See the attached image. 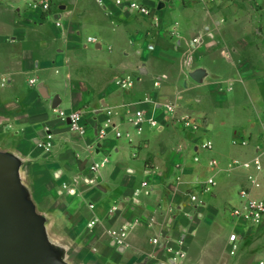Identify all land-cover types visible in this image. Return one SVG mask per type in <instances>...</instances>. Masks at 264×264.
I'll return each instance as SVG.
<instances>
[{
  "label": "crops",
  "instance_id": "obj_1",
  "mask_svg": "<svg viewBox=\"0 0 264 264\" xmlns=\"http://www.w3.org/2000/svg\"><path fill=\"white\" fill-rule=\"evenodd\" d=\"M21 1L31 3L0 4V150L21 161L50 241L72 236L80 264H172L167 251L153 256L162 233L184 239L186 255L174 264H264V222L229 213L247 176L235 161L260 155L264 165V0H138L158 22L117 0H52L55 20ZM126 74L135 81L123 89L115 80ZM55 96L59 109L83 111L85 136L58 118ZM142 109L147 120L136 129L130 119ZM108 117L124 136L97 138L91 123ZM47 128L49 150L39 144ZM259 177L254 195L264 199V170ZM209 178L216 185L201 191ZM123 229L125 244L114 243Z\"/></svg>",
  "mask_w": 264,
  "mask_h": 264
},
{
  "label": "built area",
  "instance_id": "obj_2",
  "mask_svg": "<svg viewBox=\"0 0 264 264\" xmlns=\"http://www.w3.org/2000/svg\"><path fill=\"white\" fill-rule=\"evenodd\" d=\"M160 2L164 0H159ZM201 2H207L209 0H200ZM52 0H33L31 3H29V7L34 10L35 15L40 18L47 17L49 18L50 15H52ZM117 4L121 5L125 11L138 14L144 17H153L156 22L159 21V16L155 15L154 8L150 7L147 4H144L138 0H130V1H123V0H117ZM59 25V22L57 23ZM89 42H96V38L89 37ZM135 81V77L132 74H126L124 76L117 77L115 80V84L123 89L130 88L133 86ZM159 83L156 82V85ZM173 105L168 106V110L173 111L174 110ZM57 114L58 118L66 123L71 131H74L82 136H85L88 132V122L86 120L85 114L81 110H73V111H66L63 109H54ZM113 113L112 110H108V115H111ZM67 120H70V123H67ZM147 120L145 116V111L139 110L136 112L135 117H132L130 119V123L136 128L141 129L144 122ZM149 124L154 128H163V124L159 123L155 119H149ZM180 122L188 129L192 130H198L201 121L197 120L193 117H185L180 120ZM93 129L95 130V134L98 139H106L109 135L110 131H114L117 137L124 136L121 131L117 129V126L113 125L112 118L108 117L107 119L103 120L100 123H91ZM129 137V133L126 135ZM130 138V137H129ZM52 140L53 135L50 133V129H46V140L43 142H40V146L45 148L46 150H49L52 146ZM240 145L246 146V141H241ZM205 147L212 148V143L208 142L206 143ZM216 161H212L211 165H216ZM235 165L243 168L247 172L246 176V183L244 186H242L239 190L238 197H239V203L232 208V215L235 219L239 221H243L244 223L250 225V226H256L259 227L264 222V199L258 198L254 195V192L261 188L262 181L259 177V175L264 170V165L262 162V157L260 155L255 156L253 159L246 160V161H240L236 160ZM99 168L98 163H94L91 166V169L93 171H97ZM143 185H147L146 182L143 183ZM216 185V181L214 178H209L206 182H203L201 185V191H210L214 186ZM140 189H136V194L140 193ZM189 197L192 202L197 203L199 205H202V201L200 199V195L197 193H190ZM93 207V205H91ZM95 221H92L90 223V226L95 224ZM130 225H125L124 229H128ZM123 229V231L119 234L113 233L114 236L113 242L118 243L120 245L125 244V237H126V231ZM238 239L239 237L236 234H232L230 236V244H231V253L235 254L238 250ZM153 244L156 246V250L154 253V257L158 255L161 251H167L169 256V262L174 264L178 260L182 259L186 255V251L184 248V239H178L176 242L171 241L169 237L166 235H163L162 233L155 236L153 239ZM159 264V263H157Z\"/></svg>",
  "mask_w": 264,
  "mask_h": 264
},
{
  "label": "water",
  "instance_id": "obj_3",
  "mask_svg": "<svg viewBox=\"0 0 264 264\" xmlns=\"http://www.w3.org/2000/svg\"><path fill=\"white\" fill-rule=\"evenodd\" d=\"M59 104L55 96L53 109ZM86 163L78 161L81 172ZM20 167L18 157L0 150V264H68L65 251L48 237L46 219L23 184Z\"/></svg>",
  "mask_w": 264,
  "mask_h": 264
},
{
  "label": "rangeland",
  "instance_id": "obj_4",
  "mask_svg": "<svg viewBox=\"0 0 264 264\" xmlns=\"http://www.w3.org/2000/svg\"><path fill=\"white\" fill-rule=\"evenodd\" d=\"M7 1L9 2V0H0V4H4V6L6 5ZM32 2V0H31ZM17 5V4H16ZM19 8H27V10L31 13V14H35L34 13V10H32L30 7H29V3L28 1L26 3H24L23 1H21L19 4H18ZM0 7L2 8V6L0 5ZM42 15H40V19H44V20H55V15L52 14L50 15L49 18L47 17H44V18H41ZM37 17V16H36ZM56 115L58 116V114L56 113ZM196 117H199L200 118V115H196ZM89 166V165H88ZM23 182V181H22ZM23 184L25 185V187L29 190V187L23 182ZM30 192V190H29ZM234 205L230 206L229 207V213H232V208H233ZM233 218L230 219V222H236L235 220H232ZM232 226V225H231ZM63 230V229H62ZM61 231V230H60ZM59 231V232H60ZM61 233L63 234V232L61 231ZM59 235H61L59 233ZM51 236L54 237V239L56 241H52V244L54 245H58L60 246L64 251L65 253H67V256H66V262L68 264H80L78 262V258L80 257V254L82 253V248H76V244L75 242L73 241L74 239L72 238V236H69L68 234H64L62 235L64 238H60L59 236L57 235H54L52 234ZM71 246V247H70ZM75 247V248H74ZM70 248V249H68ZM66 250H68L66 252ZM79 256V257H78Z\"/></svg>",
  "mask_w": 264,
  "mask_h": 264
}]
</instances>
